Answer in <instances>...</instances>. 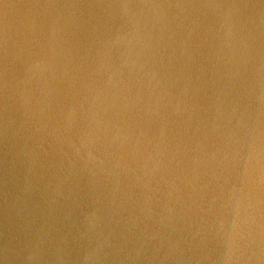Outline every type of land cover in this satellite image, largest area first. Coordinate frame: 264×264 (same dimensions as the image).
<instances>
[{
    "label": "water",
    "instance_id": "1",
    "mask_svg": "<svg viewBox=\"0 0 264 264\" xmlns=\"http://www.w3.org/2000/svg\"><path fill=\"white\" fill-rule=\"evenodd\" d=\"M0 264H264V0H0Z\"/></svg>",
    "mask_w": 264,
    "mask_h": 264
}]
</instances>
